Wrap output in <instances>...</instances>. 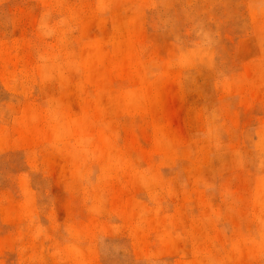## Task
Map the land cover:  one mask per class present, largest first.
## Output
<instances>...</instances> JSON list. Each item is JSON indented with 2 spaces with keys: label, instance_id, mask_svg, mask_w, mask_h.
<instances>
[{
  "label": "rangeland",
  "instance_id": "obj_1",
  "mask_svg": "<svg viewBox=\"0 0 264 264\" xmlns=\"http://www.w3.org/2000/svg\"><path fill=\"white\" fill-rule=\"evenodd\" d=\"M0 264H264V0H0Z\"/></svg>",
  "mask_w": 264,
  "mask_h": 264
}]
</instances>
